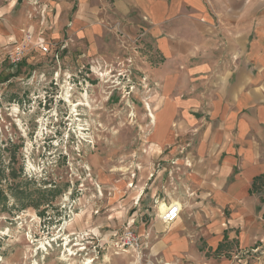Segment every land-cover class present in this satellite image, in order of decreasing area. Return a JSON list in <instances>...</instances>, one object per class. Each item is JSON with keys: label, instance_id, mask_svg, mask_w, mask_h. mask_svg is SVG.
<instances>
[{"label": "crops", "instance_id": "crops-1", "mask_svg": "<svg viewBox=\"0 0 264 264\" xmlns=\"http://www.w3.org/2000/svg\"><path fill=\"white\" fill-rule=\"evenodd\" d=\"M28 34L131 62L156 116L148 176L101 173L104 218L85 233L134 222L169 264H264V0H0V87L17 80L7 55ZM174 201L181 215L165 226L155 216ZM205 243L218 258L205 261Z\"/></svg>", "mask_w": 264, "mask_h": 264}, {"label": "rangeland", "instance_id": "rangeland-1", "mask_svg": "<svg viewBox=\"0 0 264 264\" xmlns=\"http://www.w3.org/2000/svg\"><path fill=\"white\" fill-rule=\"evenodd\" d=\"M31 46L17 63V80L0 87V264H169L154 254L158 239L150 225L145 236L137 229L142 255L120 251L112 234L105 237L122 223L99 227L98 239L84 229L104 218L101 173L122 178L135 172L137 181L153 165L147 143L155 138L149 128L156 116L139 70L122 58L67 55L66 46H49L44 54ZM67 92L73 103L84 104L79 116ZM77 228L82 235L73 234ZM163 248L169 260L178 253V244ZM201 251L205 261L218 258L206 243Z\"/></svg>", "mask_w": 264, "mask_h": 264}, {"label": "built area", "instance_id": "built-area-1", "mask_svg": "<svg viewBox=\"0 0 264 264\" xmlns=\"http://www.w3.org/2000/svg\"><path fill=\"white\" fill-rule=\"evenodd\" d=\"M30 44H31V35L28 34L25 44L16 51H14L15 52L14 54H9V59L11 63L15 65H17V63L19 64L24 58L23 55L24 51L28 46H30ZM37 45L44 54L51 52L50 47L47 46L46 44L39 42ZM57 55L58 54L55 55L56 58ZM181 212H182L181 206L172 203L168 205L167 210L165 211L163 216H160V219L164 224L169 225L179 219ZM133 226H134V222H131L127 226H125L122 230L112 234V238L115 240L114 247L123 252H129L130 250H133L138 255H142L144 249V243L142 241V237L137 233V231ZM89 236L92 237V238L90 237L91 239L96 238V236H94L93 234ZM47 246L51 249V245L49 243L47 244ZM80 249L81 247L79 248V250ZM86 249L87 248L84 247L83 251Z\"/></svg>", "mask_w": 264, "mask_h": 264}, {"label": "bare ground", "instance_id": "bare-ground-1", "mask_svg": "<svg viewBox=\"0 0 264 264\" xmlns=\"http://www.w3.org/2000/svg\"><path fill=\"white\" fill-rule=\"evenodd\" d=\"M66 101L70 104V106L73 108V111L74 112H78V110H77V108L79 107V106H83L84 104L83 103H79V104H75V103H73V101L71 100V96L69 95V92H67V95H66ZM14 111H16V112H18V109H16V110H14ZM76 116H79L78 115V113L76 114ZM152 117H154V116H152ZM80 130H84L83 128H81L80 127ZM173 204H178L179 206H181L182 207V205H181V203L180 202H174ZM167 204H165V203H162V204H160V206H159V211H160V214H162V216H163V214L165 213V211L167 210ZM77 218H80V216H78Z\"/></svg>", "mask_w": 264, "mask_h": 264}]
</instances>
